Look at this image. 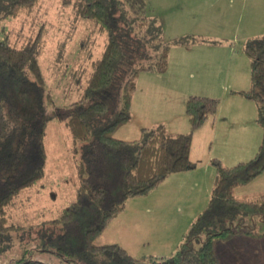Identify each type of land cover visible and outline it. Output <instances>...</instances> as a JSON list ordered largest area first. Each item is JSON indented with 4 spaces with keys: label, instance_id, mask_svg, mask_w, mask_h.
Wrapping results in <instances>:
<instances>
[{
    "label": "rangeland",
    "instance_id": "rangeland-1",
    "mask_svg": "<svg viewBox=\"0 0 264 264\" xmlns=\"http://www.w3.org/2000/svg\"><path fill=\"white\" fill-rule=\"evenodd\" d=\"M170 42L164 71H143L135 78L130 120L115 133L140 142L143 128L163 125L172 134L191 136L192 170L170 173L146 194L126 199L96 244L119 243L136 258L160 259L175 253L182 236L207 205L219 159L232 166L251 159L262 141L258 101L243 93L251 88V63L244 52L249 38L264 32V0H145ZM2 12H0V16ZM38 40V61L54 104L49 107L44 146V175L22 189L6 210L15 224L0 241V264L37 260L80 264L57 250V219L75 198L80 184L83 142L67 126L69 104L78 100L104 50L107 34L97 23L75 15L63 0H40L30 12L0 18V38L23 43ZM138 57L130 69L140 63ZM145 62V60H144ZM218 100L216 111L199 127L186 113L189 96ZM234 193H264V172ZM242 234L264 235V219L253 216L238 227Z\"/></svg>",
    "mask_w": 264,
    "mask_h": 264
},
{
    "label": "trees",
    "instance_id": "trees-1",
    "mask_svg": "<svg viewBox=\"0 0 264 264\" xmlns=\"http://www.w3.org/2000/svg\"><path fill=\"white\" fill-rule=\"evenodd\" d=\"M40 0H0L2 17L30 12ZM75 15L97 23L107 34L100 57L82 96L69 104L67 126L83 142L80 184L74 200L50 224L58 253L80 264H219L216 245L233 238L251 217L264 219V193L235 197L234 190L264 172V32L247 39L244 52L251 63V88L244 91L258 101L262 141L255 155L232 166L219 159L207 205L182 236L175 253L155 259L136 258L119 243L96 244L108 221L124 209L132 196L146 194L170 173L192 170L189 134H172L163 125L143 128L140 142L115 136L130 120L135 78L143 71H164L170 42L162 24L152 17L145 0H63ZM23 43L0 38V241L15 224L6 210L20 191L45 172L44 146L49 107L54 104L38 61V40ZM139 58L137 67L130 64ZM145 60V62H144ZM218 100L192 95L186 113L192 127L202 125L217 109ZM252 234V233H251ZM15 264H47L19 260Z\"/></svg>",
    "mask_w": 264,
    "mask_h": 264
},
{
    "label": "crops",
    "instance_id": "crops-1",
    "mask_svg": "<svg viewBox=\"0 0 264 264\" xmlns=\"http://www.w3.org/2000/svg\"><path fill=\"white\" fill-rule=\"evenodd\" d=\"M234 196L249 197L246 193H234ZM216 254L219 264H264V235L236 234L228 241L219 242Z\"/></svg>",
    "mask_w": 264,
    "mask_h": 264
}]
</instances>
